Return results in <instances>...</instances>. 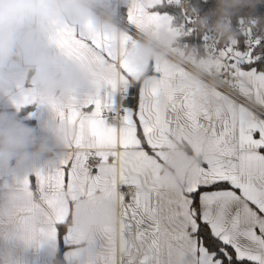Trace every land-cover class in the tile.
<instances>
[{"label":"snow or ice","instance_id":"obj_1","mask_svg":"<svg viewBox=\"0 0 264 264\" xmlns=\"http://www.w3.org/2000/svg\"><path fill=\"white\" fill-rule=\"evenodd\" d=\"M170 6L172 0H130L128 27L155 33L170 24ZM91 28L65 23L54 44L68 58L98 64L105 86L60 102L20 88L17 104H47L72 126V146L89 150L65 153L56 167L4 185L9 203L0 207V237L27 247L63 242L66 264H264V43H206L219 57L208 74L223 84L209 87L167 62L151 64L142 77L127 59L118 64L110 37L89 35ZM137 43L129 30L125 56ZM202 94L218 106L201 103ZM177 134L206 138L211 154L170 194L160 187L161 167L175 158L169 150ZM80 200L118 211L119 228L84 241L70 227Z\"/></svg>","mask_w":264,"mask_h":264},{"label":"clouds","instance_id":"obj_2","mask_svg":"<svg viewBox=\"0 0 264 264\" xmlns=\"http://www.w3.org/2000/svg\"><path fill=\"white\" fill-rule=\"evenodd\" d=\"M121 3L122 0H0V93L13 102L17 113L23 110V106H17L20 88L36 89L44 97L60 102L69 95L80 96L85 88L91 91L105 86V73L98 64L68 58L55 46L57 31L69 21L91 22L89 35H108V47L117 63L127 59L141 69L142 77L151 64L167 62L174 69L184 67L191 80H206L209 87L223 86L219 78L208 74L219 57L205 44H190L183 38L208 31L218 45H229L240 37L233 18L244 14L245 23L253 29L264 22V18L255 15L264 6V0H215V7L203 14H198L192 0H172V6L193 17L192 23L176 25L172 17L168 26L155 33L137 32L138 43L130 46L125 56L124 39L129 27L126 17L118 14ZM115 79L118 91L123 92L124 74L119 68ZM14 90L16 94L12 95ZM198 99L211 107L219 103L208 94ZM32 105L49 107L39 99ZM57 117L55 114L34 127L8 112H0V171L11 169L20 177L33 172V162L49 154L89 150L72 146V126ZM173 143L169 151L175 158L162 165L160 187L165 193L178 194L194 169L211 153L202 136L177 134ZM47 163L49 167H56L58 160L50 158ZM8 203V190H5L0 193V207ZM120 224L119 212L110 213L104 204L93 207L86 200H80L73 206L70 227L84 241L102 234L108 226L118 229Z\"/></svg>","mask_w":264,"mask_h":264},{"label":"crops","instance_id":"obj_3","mask_svg":"<svg viewBox=\"0 0 264 264\" xmlns=\"http://www.w3.org/2000/svg\"><path fill=\"white\" fill-rule=\"evenodd\" d=\"M120 6H125L128 10L130 6V0H122V3L119 5V7ZM169 14L174 17L173 13L169 12ZM69 23H72V21H69ZM174 23L176 24L175 19ZM131 34L133 33L131 32ZM92 92H94V90L90 91L89 89L85 88L82 90L81 95L86 96ZM15 94L16 91L14 90L12 95ZM23 108V111L17 113L13 102L8 99V97L5 96L3 93H0V112H8L16 116L17 118L22 119L24 122L28 123L31 126L35 127L42 121L52 119L55 115L49 107H37L36 105H27ZM62 155L63 154L59 151H57L54 155L49 154L48 156H44L39 160L34 161L32 167L35 169H47L49 167L47 163L48 159L55 158L59 160ZM30 173L31 172H29L28 174ZM22 177L23 176L17 177L11 169L7 171H0V190L4 189V185L6 184L9 186H14L17 178ZM32 179L33 182H35V178L33 177ZM2 192L3 191H0V193ZM59 247L60 243L56 242H49L42 246L33 247H27L22 242H18L14 245L12 241H7L0 237V264H55L54 258L59 250ZM66 252L67 248L65 246V264Z\"/></svg>","mask_w":264,"mask_h":264},{"label":"trees","instance_id":"obj_4","mask_svg":"<svg viewBox=\"0 0 264 264\" xmlns=\"http://www.w3.org/2000/svg\"><path fill=\"white\" fill-rule=\"evenodd\" d=\"M192 4L198 9V14H203L208 12L209 10L213 9L215 7V0H192ZM171 7V6H170ZM169 7V12L174 14L175 22L178 25L181 22V19L178 18V15L174 13ZM243 15L241 14L240 18H233V26L235 29L240 33V37L237 41V43L245 40V33L242 30L241 23L244 21ZM256 16H259L261 18H264V6H260L256 12ZM193 17L189 15V21L192 22ZM191 23H189L190 25ZM252 31L255 33H258L263 36L261 43H264V22L261 23V25L257 28H252ZM207 31L200 32L198 34H190L188 37L184 38V41L190 44H206L205 43V37H206ZM24 110V108H23ZM22 110V111H23ZM64 249L65 246L62 242H60L59 250L54 258L55 264H65V257H64Z\"/></svg>","mask_w":264,"mask_h":264},{"label":"built area","instance_id":"obj_5","mask_svg":"<svg viewBox=\"0 0 264 264\" xmlns=\"http://www.w3.org/2000/svg\"><path fill=\"white\" fill-rule=\"evenodd\" d=\"M118 14L120 16H125L127 15V8L125 6H120L118 9ZM180 23H185V24H188L189 25V15H185L183 12H182V19H181V22ZM179 23V24H180ZM250 23V22H249ZM178 24V25H179ZM241 27H242V30L243 32L245 33V40H246V43H251L252 41H255V40H259L261 41L263 36L260 35V34H257L255 32L252 31V28H250L246 23H245V20L241 23ZM130 32H132L135 36L137 35V32L135 29H132L131 27L129 28ZM184 39V38H183ZM185 42V41H184ZM209 42H212V43H216L215 41V38H214V35L210 32L207 31V34H206V37H205V43H209ZM107 115V114H106ZM125 191H127V189H124Z\"/></svg>","mask_w":264,"mask_h":264},{"label":"water","instance_id":"obj_6","mask_svg":"<svg viewBox=\"0 0 264 264\" xmlns=\"http://www.w3.org/2000/svg\"><path fill=\"white\" fill-rule=\"evenodd\" d=\"M170 9L178 15L179 19H182V11L179 7L171 6Z\"/></svg>","mask_w":264,"mask_h":264},{"label":"rangeland","instance_id":"obj_7","mask_svg":"<svg viewBox=\"0 0 264 264\" xmlns=\"http://www.w3.org/2000/svg\"><path fill=\"white\" fill-rule=\"evenodd\" d=\"M258 34V33H257Z\"/></svg>","mask_w":264,"mask_h":264}]
</instances>
